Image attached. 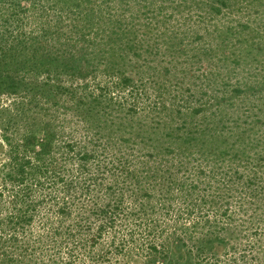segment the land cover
Segmentation results:
<instances>
[{
    "label": "trees",
    "instance_id": "1",
    "mask_svg": "<svg viewBox=\"0 0 264 264\" xmlns=\"http://www.w3.org/2000/svg\"><path fill=\"white\" fill-rule=\"evenodd\" d=\"M0 130V264H264V0H0Z\"/></svg>",
    "mask_w": 264,
    "mask_h": 264
},
{
    "label": "rangeland",
    "instance_id": "2",
    "mask_svg": "<svg viewBox=\"0 0 264 264\" xmlns=\"http://www.w3.org/2000/svg\"><path fill=\"white\" fill-rule=\"evenodd\" d=\"M2 102L7 103V102H9V99L7 100V98H3ZM5 149H6L5 145L3 144V142L0 139V159H5Z\"/></svg>",
    "mask_w": 264,
    "mask_h": 264
}]
</instances>
